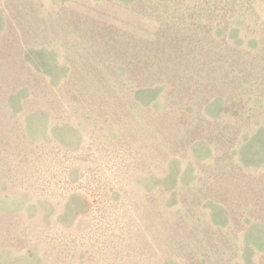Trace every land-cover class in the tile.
<instances>
[{
	"label": "rangeland",
	"instance_id": "374dc122",
	"mask_svg": "<svg viewBox=\"0 0 264 264\" xmlns=\"http://www.w3.org/2000/svg\"><path fill=\"white\" fill-rule=\"evenodd\" d=\"M0 264H264V0H0Z\"/></svg>",
	"mask_w": 264,
	"mask_h": 264
}]
</instances>
